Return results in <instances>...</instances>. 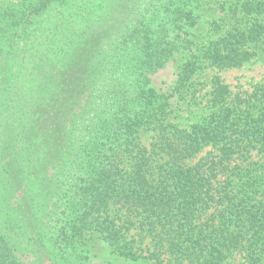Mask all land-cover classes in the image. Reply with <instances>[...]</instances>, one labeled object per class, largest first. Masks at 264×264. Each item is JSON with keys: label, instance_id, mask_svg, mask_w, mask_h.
Returning a JSON list of instances; mask_svg holds the SVG:
<instances>
[{"label": "trees", "instance_id": "obj_1", "mask_svg": "<svg viewBox=\"0 0 264 264\" xmlns=\"http://www.w3.org/2000/svg\"><path fill=\"white\" fill-rule=\"evenodd\" d=\"M17 1L0 7V264H88L91 231L131 261L264 264V190L235 175L215 186L236 154L264 151V88L232 100L215 77L216 111L180 132L149 87L189 42L199 0ZM263 34L256 22L205 56L239 68ZM210 145L219 156L187 166ZM137 224L157 240L147 256L126 241Z\"/></svg>", "mask_w": 264, "mask_h": 264}, {"label": "rangeland", "instance_id": "obj_2", "mask_svg": "<svg viewBox=\"0 0 264 264\" xmlns=\"http://www.w3.org/2000/svg\"><path fill=\"white\" fill-rule=\"evenodd\" d=\"M15 2L18 3L17 0H3L0 7L4 8ZM245 4H252L256 12L246 14L243 11ZM196 7L198 24L184 36L189 42L167 62L165 68L149 74V77L147 75L151 81L149 87L156 95L165 98L168 111L165 123L172 124L180 132L191 131L195 125L203 123L216 111L210 101L215 77L221 78L223 83L229 86L232 100H235L236 96L247 98L258 89L264 88V34L258 42L246 46L255 53V57L239 68L219 70L212 66L205 56L208 48L215 47V41L229 35L237 36L256 22L264 26V0H199ZM185 66L194 70L186 84L182 80ZM138 137L143 145L150 146L154 134L141 131ZM219 154L216 147L205 146L194 157L186 160L187 166H195L202 159L216 158ZM232 164L235 174H231V178L227 175L218 179L220 182L215 186L219 191L223 190L233 177L234 180L237 177L239 186L249 182L255 186L253 188L260 187L264 190V151H241L234 156ZM228 178L230 179L227 181ZM126 241L134 252L143 256L153 252L157 243L150 231H147V227H140L138 224L132 226L126 234ZM81 248V254L87 256L88 264H153L143 257L138 261L122 257L115 248L104 242L98 232H89ZM164 257L166 260H172L168 254ZM33 259L27 256L23 261L32 264ZM232 263L245 264V260L237 255Z\"/></svg>", "mask_w": 264, "mask_h": 264}]
</instances>
